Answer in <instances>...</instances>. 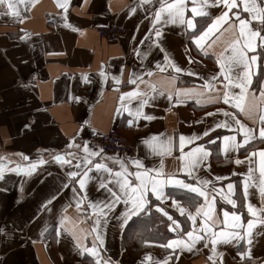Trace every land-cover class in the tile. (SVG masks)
Instances as JSON below:
<instances>
[{
    "label": "crops",
    "instance_id": "crops-1",
    "mask_svg": "<svg viewBox=\"0 0 264 264\" xmlns=\"http://www.w3.org/2000/svg\"><path fill=\"white\" fill-rule=\"evenodd\" d=\"M10 2L19 16H13L6 3L0 4V165L3 170L0 264H97L98 259L108 264H262L264 224H257L253 229L251 258L241 257L249 247L246 240L218 242L215 251L210 239L197 240L190 249L167 247L172 240H189L186 233L193 230L194 224L188 213L194 214L201 206L207 211L213 195L212 230L217 232L230 230L222 222L225 211L241 215L246 225L253 218L247 204L257 209L264 207L259 192L264 181L261 172L264 157L260 155L264 152V138L259 136V129L264 127L260 120L264 115V97L260 96L264 89V55L259 38L255 49L258 60L252 69L255 74L241 101L244 110L223 100L225 92L230 100L240 93L239 88L228 86L224 79L228 74L224 58L231 53L230 46L237 40L243 43L236 17L232 16V11L237 9L230 11V19L206 37L202 51L195 37L223 10L222 5L213 6V0L203 6L206 13L203 16H194L191 12L203 0H196L195 4L193 0H186L185 20L193 19L195 28L192 29L186 23L167 20L166 13L153 25L154 13L160 8L159 0ZM238 10L241 18H248L242 3ZM112 22L126 26L127 34L116 41L100 38L98 25ZM257 24V21L251 22L253 28ZM153 27L161 31L160 38L152 34ZM158 44L183 71L176 72L165 63L164 52ZM253 54L248 50V56ZM157 62L164 70L156 68ZM221 63L225 64L224 69L220 68ZM148 70L151 75L147 74ZM241 71L233 66V79ZM213 76L216 80L211 79ZM130 92L138 95H126ZM143 100L148 102L141 108ZM138 109L142 113L139 116ZM218 109L234 114L245 128L253 129V138L239 149L233 148L229 141L225 150L224 136L234 135L236 143H240L244 132L231 115L225 116ZM221 121H228L231 127H215ZM113 128L130 139L132 152H102L90 158L93 163L103 162L115 172L120 170L117 161L123 160L128 171L134 172L137 169L131 161L139 159L151 177L156 176L152 171L155 169L162 173L160 179L173 176L198 187H204L199 184L201 180L211 182L204 187L209 194L208 201L197 193L172 185L163 187L164 199L157 200L148 193L145 205L150 209L148 212L162 215L167 222L169 233L163 241L141 240L136 235L133 237L134 231L126 230L134 217L145 212L122 225V213L126 210L123 200L111 211L104 209L107 216H99L89 207L91 202L103 208L111 199L105 188L100 187L102 182L115 187V180L107 172L92 167L85 189L73 183L79 176H68L69 171L86 170L82 162L86 139L94 132ZM207 129L213 130L202 135ZM193 134L199 138L186 142L182 153L179 136ZM169 138L172 140L170 153L166 150ZM70 144L74 146L69 147ZM201 145L209 156L189 175L183 170L185 161L181 156ZM58 154L64 155L71 164L57 163L53 157ZM40 159L45 163L28 174V166ZM237 159L241 163L237 164ZM78 160L80 168H76ZM17 166L19 171L10 170ZM217 176L223 179L217 180ZM129 179L136 182L135 177ZM229 183L233 185L231 199L236 201L235 207L222 198L228 194ZM245 183L248 185L246 198L243 196ZM173 200L186 209L184 214L172 206ZM157 206L163 207L178 227L158 212ZM169 209L180 218L173 216ZM258 215L264 216V212ZM204 222L202 215L196 217L195 234L207 235L200 231ZM97 231L102 234V245L96 239ZM94 242L99 257L83 250L91 248Z\"/></svg>",
    "mask_w": 264,
    "mask_h": 264
},
{
    "label": "snow or ice",
    "instance_id": "snow-or-ice-1",
    "mask_svg": "<svg viewBox=\"0 0 264 264\" xmlns=\"http://www.w3.org/2000/svg\"><path fill=\"white\" fill-rule=\"evenodd\" d=\"M20 2H23V0H20ZM7 4V8L11 10V14L13 16H19V12L16 10L15 5L10 2V0H0V4ZM160 8L154 13V21L153 25L161 21L162 14H167V20L171 21L172 23H186L187 27L189 29L195 28V24L193 22V19L189 18L185 20V10L187 8L186 0H172L171 3H167L166 0H159ZM193 3H196V0H193ZM243 7V11L248 14V18H241L240 11L238 10L241 7ZM241 3H238V0H213V6L222 5L223 10L221 13L216 16L214 19H212V22L203 30L200 32L198 36L195 37V43L198 47H202V42L208 37L211 33H213L222 23L228 21L230 19L229 12L233 9H237V11H232V16L236 17V22L238 23V30L240 37L243 39V43L241 44L240 40H237L234 42L231 47V53L224 58L225 62L228 65L227 69V75L224 76V79L227 80L228 86H235L240 89L239 96L236 97L234 100H230L229 95L227 92H225L223 96V100L225 103H231L235 108H239L241 111H243V107L241 105V101L244 99L245 94L247 92V89L249 85L252 83V76L255 74L253 72V67L256 66V62L258 60V56L255 54V49L257 47L256 40L259 38L260 46L262 49V55H264V35L261 33L264 32V0H241ZM208 4V0H203V4L201 6H196L191 8V12L194 16H203L206 15V13L202 10L203 6H206ZM62 8L65 7L64 4L60 5ZM131 11H135V9H131ZM257 21L258 24L255 28L252 27L251 22ZM152 34L156 38H160L162 33L159 29H156L153 27ZM154 43H158V41H153ZM143 43V41H141ZM158 46H160L158 44ZM160 50L164 52V61L168 66L172 67L174 71L181 72L183 69L176 66L174 62H172L167 54V52L163 49L162 46H160ZM248 50H252L254 53L251 56L247 55ZM206 54V53H205ZM137 55L140 56L141 53L137 51ZM189 63L192 62L191 57L188 58ZM235 66L237 68H241L242 71L237 73L235 78L233 79L231 74L232 67ZM156 68L159 70H164V68L161 66L159 62L156 63ZM220 68L224 69L225 64L221 63ZM148 75H151V70H148ZM190 75H198L197 73L189 72ZM135 75V73H133ZM86 78V77H85ZM212 80H216V77H211ZM118 82V81H117ZM135 83V81H131ZM207 84V82H206ZM208 87H211L210 84H207ZM128 96H135L138 95L136 92H130L126 94ZM260 96L264 97V89L261 90ZM147 100H143L141 103V108L144 104H147ZM217 111L224 112L225 116L231 115L233 120H235V124L239 126V129L244 132V138L240 143H236V137L233 136H224L223 140L225 141V150L228 149L229 144L228 142L231 141V146L235 149H239L243 144H247L249 139L253 138L252 133L253 129L245 128L244 125L240 124L239 120L235 119L234 114H230L229 112L218 109ZM140 109L137 110L136 115H141ZM206 115H214V113H208ZM146 119H151L152 117H145ZM261 124L264 125V115L260 117ZM129 124H132V121H129ZM215 127L222 128V127H231V124L228 121H221L218 122ZM213 129H207L202 135H208V132ZM259 136L261 138H264V127H261L259 129ZM199 137L196 136V134H193L192 136L186 137L184 135L179 136V149L183 153L184 145L185 143H191L192 141L198 139ZM152 139H155L153 137ZM210 143L212 141H209ZM145 143H150L149 141H145ZM171 145L172 140L171 138L168 139L166 142V150L170 153L171 151ZM74 146V144H70L69 147ZM83 152L85 155L82 158V162L86 167V170L82 173H78L77 171H69L68 176L69 177H80L78 180L73 181V183H78L80 189H85L86 182L89 178L88 172L92 170V167H94L97 171L103 170L107 172L110 176V179L115 180V187L110 188L108 187V183L102 182L100 184V187L105 188V190L110 194L111 199L103 205V208H97V205L95 203H89V207L93 209L94 212H98L99 216H107V212L104 211V209H107L108 211H111L116 204L120 203L121 200H123V203L126 206V210L122 213V225L127 224L128 220H130L133 216H137L142 211L147 213L150 211L149 208H146L145 205L148 203V193L151 192L152 195L156 197L157 200L164 199L166 197L163 196V187L165 185H172L177 187L181 190H188L192 193H197L199 196L204 197L205 201H208V193L204 190V187H206L209 183H211L208 180H201L199 181V184L204 187H198L194 186L191 183H186L184 180L177 179L173 176H168L166 179H160V176L162 173L158 170L153 169L152 171L156 172L155 177L149 176V170L144 167L142 162L139 159L132 160V164L136 167V171L129 172L128 167L125 164L123 160H118L117 162L120 164V170L113 172L112 168H109L107 164L103 162H97L93 163V161L90 159L91 157L99 156L103 149L99 150H90L85 143L83 147ZM69 156H74L73 153H68ZM261 157H264V152L260 153ZM209 156V152L203 148V146H197L194 149H191L186 156L182 155L181 159L185 161V165L183 170L188 172L189 175L192 174V169L198 167L200 163L203 162L207 157ZM27 159V157H24ZM53 159L57 163H68L71 164L70 160H65L64 155H56L53 157ZM237 164L241 163L239 159L235 161ZM45 161L43 159H40L28 166V174H31L32 171L35 170V168L39 164H43ZM88 165H91V167H87ZM81 161L78 160L76 164V168H80ZM12 171H19L20 168L17 166L16 169H10ZM251 171V169L249 170ZM262 175H264V168L261 169ZM3 176V170L2 165H0V178ZM129 177H135V183H133L132 180L129 179ZM217 180L223 179V177H216ZM67 185H65L66 187ZM228 188V194L223 195L222 198L227 200V202L235 207L236 201L231 199V194L233 191V185L229 183L227 185ZM248 185L245 183L244 189H243V196L246 198L248 195L247 192ZM216 189L213 188V192H215ZM222 191V190H221ZM73 192L75 193V189H73ZM259 192L262 199H264V181L261 182L259 186ZM86 196V193H85ZM215 203V195L212 196L211 202L208 204V210L204 211L203 206L198 207L196 209V212L188 213L189 219L193 221L194 228L192 231H188L186 233V236L189 238L187 242L184 240H172L168 242L167 247H173V246H184L188 247L189 249L194 245V243L197 240L201 239H210L211 243L213 245V251H215V245L218 242H224V243H230L232 241H240V240H246L247 244L249 245L248 250L241 253V257H248L251 258V244L253 239V229L257 224H264V216L258 215L261 212H264V207H261L257 209L254 205L251 203L247 204V211L253 217L252 219H249L247 221V224L245 225L241 215L237 214L236 212L229 213L228 211H225L223 213V224L225 225L226 229L230 230H224L221 229L218 232L213 231L214 222L211 219V212L212 208ZM80 201L77 202V207H79ZM172 206L175 207L181 214H184L186 212V209L184 207H181L180 203L177 200H173ZM156 210L160 213H162L164 216L168 217L170 221H172V217L169 215L167 211L163 207L157 206ZM203 216L204 223L201 225L200 231L205 232L206 236H200L195 234V221L197 216ZM99 216L97 217L96 224L99 226L100 220ZM106 224V221H105ZM173 225H177L176 221H172ZM243 229V231H241ZM95 231V228L93 229ZM175 230V229H173ZM96 239L99 241V243L103 244L102 234L100 232H96ZM85 252L91 253L93 256L99 257V253L97 251V245L94 242L93 246L91 248H84ZM97 264H108L106 260L98 259ZM264 264V262H262Z\"/></svg>",
    "mask_w": 264,
    "mask_h": 264
},
{
    "label": "built area",
    "instance_id": "built-area-1",
    "mask_svg": "<svg viewBox=\"0 0 264 264\" xmlns=\"http://www.w3.org/2000/svg\"><path fill=\"white\" fill-rule=\"evenodd\" d=\"M97 31L100 38L116 41L123 38L128 29L118 22H112L98 25ZM86 144L91 150L103 149L106 153L129 154L133 150L130 139L116 128L92 133L86 139Z\"/></svg>",
    "mask_w": 264,
    "mask_h": 264
},
{
    "label": "trees",
    "instance_id": "trees-1",
    "mask_svg": "<svg viewBox=\"0 0 264 264\" xmlns=\"http://www.w3.org/2000/svg\"><path fill=\"white\" fill-rule=\"evenodd\" d=\"M169 212L176 218H180L172 209H169ZM126 230L134 231L133 237L136 235L141 240L145 238L156 242L163 241L169 233L166 220L162 215L155 212H147L134 217L127 225ZM142 242L139 244H144Z\"/></svg>",
    "mask_w": 264,
    "mask_h": 264
}]
</instances>
